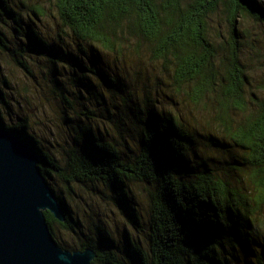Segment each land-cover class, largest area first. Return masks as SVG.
Segmentation results:
<instances>
[{"label": "trees", "instance_id": "trees-1", "mask_svg": "<svg viewBox=\"0 0 264 264\" xmlns=\"http://www.w3.org/2000/svg\"><path fill=\"white\" fill-rule=\"evenodd\" d=\"M246 22L264 26L262 0H0V55L60 107L65 136L49 141L29 115L4 119L0 90V125L67 190L49 182L66 221L45 216L54 238L58 225L83 240L61 248L93 249V264H264V43ZM154 80L211 113L203 145L175 97L171 111L148 96ZM81 186L147 240L84 229L69 200Z\"/></svg>", "mask_w": 264, "mask_h": 264}, {"label": "water", "instance_id": "water-1", "mask_svg": "<svg viewBox=\"0 0 264 264\" xmlns=\"http://www.w3.org/2000/svg\"><path fill=\"white\" fill-rule=\"evenodd\" d=\"M39 155L0 125V264H93V249L61 248L45 211L66 215L39 167Z\"/></svg>", "mask_w": 264, "mask_h": 264}, {"label": "rangeland", "instance_id": "rangeland-1", "mask_svg": "<svg viewBox=\"0 0 264 264\" xmlns=\"http://www.w3.org/2000/svg\"><path fill=\"white\" fill-rule=\"evenodd\" d=\"M262 1L264 3V0ZM48 26L49 29H54L52 23ZM246 26L254 36L262 38L263 42L261 41V43H264V26H258L252 22H246ZM42 65L43 64L39 61H35V67L42 68ZM3 78L8 80L10 88H1L0 85V90H4V92L9 95L8 102L12 107L10 109V115L5 112L4 119L10 123H15V120H19V118H24L29 115L30 120L33 121V127L41 134V136L45 137L47 140L49 139V141L62 138L65 131L61 128L62 123L59 118L60 107L58 104L56 102L53 103V100L51 101V97L48 92L44 91L45 88L35 85V82L32 79H29L18 68L8 64L5 57L0 55V81ZM163 79H166V77ZM165 82H168V80H165ZM149 84L150 83H148V85ZM44 86L48 87V84H44ZM149 88L150 93H148V96L159 100V108H166V110L171 111H173V109L175 110L172 104L174 101L170 98L171 96L175 97L176 102L179 104L177 113L181 112L185 121L191 124V127L196 128L198 132L202 134L199 137V142L203 145L205 143L203 135L213 133L210 131L212 128L208 125V123L211 122V113L196 109L193 106H188L186 100L183 101L181 97L175 96L169 88L164 86V84L158 86L155 80L151 82ZM19 101H22L23 103H20ZM34 123L37 124L35 125ZM59 149L60 147H58L56 151ZM230 150L234 152L235 149L231 148ZM215 153H217L216 155L218 157L225 156L227 160V155L225 153L221 151H215ZM209 155V153L203 152L201 156L206 160H209ZM230 155H233V153L231 152L229 156ZM49 182L52 184L56 183L58 192H61L62 196H67L68 198L67 190L60 183H58L57 179L55 181L49 179ZM135 189L136 199L139 202L141 209H144L143 205H146L145 203H147V190L142 185L136 186ZM76 191L78 196L73 200L69 198L71 202L70 205L74 214L79 216L84 229L92 227L94 222L97 220L107 225L109 231L112 232L117 245H123V240L127 233H130L139 240H147L146 235H143L142 232L135 229L130 221L124 217L120 208L103 201V199H100L98 193H95L92 187L81 186L77 188ZM56 233L57 237L55 239L63 247L75 245L77 242H81L83 240V237L72 235L58 225L56 226Z\"/></svg>", "mask_w": 264, "mask_h": 264}]
</instances>
